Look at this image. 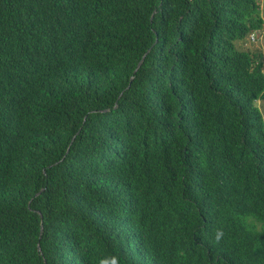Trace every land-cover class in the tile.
<instances>
[{"label": "trees", "instance_id": "16d2710c", "mask_svg": "<svg viewBox=\"0 0 264 264\" xmlns=\"http://www.w3.org/2000/svg\"><path fill=\"white\" fill-rule=\"evenodd\" d=\"M263 9L0 0V264H264Z\"/></svg>", "mask_w": 264, "mask_h": 264}, {"label": "rangeland", "instance_id": "374dc122", "mask_svg": "<svg viewBox=\"0 0 264 264\" xmlns=\"http://www.w3.org/2000/svg\"><path fill=\"white\" fill-rule=\"evenodd\" d=\"M261 4H264V0H259ZM262 13L264 14V9L262 10ZM264 18V15H263ZM244 47H250V46H255L254 48H260L262 50L263 47V39L261 40L260 36L257 35L254 41L247 39L246 41H243L241 43ZM252 49V48H250ZM255 103L259 106L260 111L262 114H264V100L263 101H258L256 100Z\"/></svg>", "mask_w": 264, "mask_h": 264}, {"label": "clouds", "instance_id": "9594fccd", "mask_svg": "<svg viewBox=\"0 0 264 264\" xmlns=\"http://www.w3.org/2000/svg\"><path fill=\"white\" fill-rule=\"evenodd\" d=\"M263 24H264V22L261 24V28H260V30H261L260 32H262V34H264V31L262 30V25H263ZM256 36H257V35H256ZM247 38H248L249 40L252 39V37H251L250 34L247 35ZM223 235H224V233H223L222 230H217V232H216V234H215V240H216L217 242H219V241L221 240V238L223 237ZM101 264H118V260H117L116 257H112L110 262L107 261V260H105V261H102Z\"/></svg>", "mask_w": 264, "mask_h": 264}, {"label": "built area", "instance_id": "2783aa9c", "mask_svg": "<svg viewBox=\"0 0 264 264\" xmlns=\"http://www.w3.org/2000/svg\"><path fill=\"white\" fill-rule=\"evenodd\" d=\"M262 30L264 31V24L262 25Z\"/></svg>", "mask_w": 264, "mask_h": 264}]
</instances>
